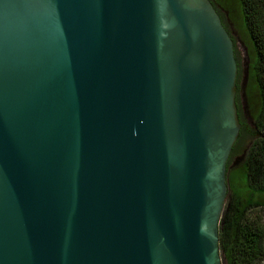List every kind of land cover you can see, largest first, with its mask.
<instances>
[{"label": "water", "instance_id": "1", "mask_svg": "<svg viewBox=\"0 0 264 264\" xmlns=\"http://www.w3.org/2000/svg\"><path fill=\"white\" fill-rule=\"evenodd\" d=\"M237 77L211 0H0V264H223Z\"/></svg>", "mask_w": 264, "mask_h": 264}, {"label": "trees", "instance_id": "2", "mask_svg": "<svg viewBox=\"0 0 264 264\" xmlns=\"http://www.w3.org/2000/svg\"><path fill=\"white\" fill-rule=\"evenodd\" d=\"M216 1L227 9L231 0ZM232 1L236 22L245 33L243 42L247 47L250 84L255 94L264 96V0ZM212 2L216 7L215 1ZM223 20H226L224 13ZM232 38L236 45V38ZM227 179L229 198L219 227L221 255L226 264H261L264 261V230L249 214L253 209L264 207V143L253 144L241 164L228 167Z\"/></svg>", "mask_w": 264, "mask_h": 264}, {"label": "flooded vegetation", "instance_id": "3", "mask_svg": "<svg viewBox=\"0 0 264 264\" xmlns=\"http://www.w3.org/2000/svg\"><path fill=\"white\" fill-rule=\"evenodd\" d=\"M214 1L217 9L220 10L219 13L223 22L222 8L216 0ZM223 23H225V26L227 25L226 28H229L226 20ZM245 48L247 51L246 46ZM235 56L238 63L236 103L241 128L238 139L235 142L228 160L227 168H232L233 161L236 164L234 167L241 164L248 149L253 144L264 143V96L255 94L253 86L250 84L248 74V57L245 67L243 68L242 60L240 59L236 49Z\"/></svg>", "mask_w": 264, "mask_h": 264}, {"label": "rangeland", "instance_id": "4", "mask_svg": "<svg viewBox=\"0 0 264 264\" xmlns=\"http://www.w3.org/2000/svg\"><path fill=\"white\" fill-rule=\"evenodd\" d=\"M211 2H212V0H211ZM219 2H220V0H219ZM226 6H227V9H224L223 6L221 7L222 9L221 8L220 9L223 11L224 15L226 16V21H227V24L229 27L228 29L231 33V34L230 33L229 34L236 38V45L234 44V50L235 49L237 50L238 55L240 56V59L242 60V64H243V68H244L245 63L247 62V51L245 48V44L243 42V39H245V33L241 30L240 26L236 22V20H237L236 19V11H235V6L233 4V1L231 0L230 3L227 4ZM237 164H239V163H237ZM235 165L236 164L233 161L232 167H234ZM227 195L228 196H227V199L225 201L223 211L226 207V204H227V201L229 198V194H227ZM249 215L251 217L257 219L260 222L261 227H263V230H264V207H258L257 209L251 210ZM223 264H226V260L224 258H223ZM261 264H264V261Z\"/></svg>", "mask_w": 264, "mask_h": 264}]
</instances>
